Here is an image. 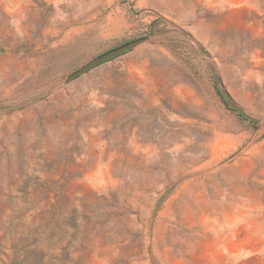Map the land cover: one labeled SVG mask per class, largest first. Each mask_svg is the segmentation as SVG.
Here are the masks:
<instances>
[{
    "label": "rangeland",
    "instance_id": "obj_1",
    "mask_svg": "<svg viewBox=\"0 0 264 264\" xmlns=\"http://www.w3.org/2000/svg\"><path fill=\"white\" fill-rule=\"evenodd\" d=\"M0 264H264V0H0Z\"/></svg>",
    "mask_w": 264,
    "mask_h": 264
},
{
    "label": "water",
    "instance_id": "obj_2",
    "mask_svg": "<svg viewBox=\"0 0 264 264\" xmlns=\"http://www.w3.org/2000/svg\"><path fill=\"white\" fill-rule=\"evenodd\" d=\"M148 39V37H140L137 39H134L132 41H129L123 45H120L116 48H113L111 50H108L107 52H104L103 54L97 56L96 58L92 59L91 61L87 62L86 64H84L83 66H81L79 69L75 70L74 72H72L71 74L68 75V77L66 78V82L71 81L73 78L87 72L88 70L92 69L93 67L111 59L114 58L124 52H127L131 49H133L134 47L140 45L141 43H143L144 41H146ZM204 54H206L205 51H203ZM216 79L219 82L220 86V91L221 94L223 95L224 99L228 102V104L230 106H232L233 108H235L236 110H238L240 113H242L243 115L254 119L252 116H250L242 107H240L231 97V95L228 93V91L222 86L221 80L219 78L218 75H216Z\"/></svg>",
    "mask_w": 264,
    "mask_h": 264
}]
</instances>
